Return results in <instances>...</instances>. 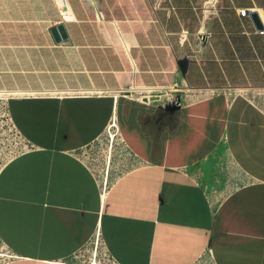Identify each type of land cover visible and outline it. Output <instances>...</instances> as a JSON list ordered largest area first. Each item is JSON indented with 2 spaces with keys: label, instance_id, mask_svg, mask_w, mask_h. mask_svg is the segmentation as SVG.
Instances as JSON below:
<instances>
[{
  "label": "crops",
  "instance_id": "crops-1",
  "mask_svg": "<svg viewBox=\"0 0 264 264\" xmlns=\"http://www.w3.org/2000/svg\"><path fill=\"white\" fill-rule=\"evenodd\" d=\"M58 1L0 0L27 144L0 164L2 264H69L96 230L116 264H264V35L239 16L264 0H66L63 24Z\"/></svg>",
  "mask_w": 264,
  "mask_h": 264
},
{
  "label": "built area",
  "instance_id": "built-area-1",
  "mask_svg": "<svg viewBox=\"0 0 264 264\" xmlns=\"http://www.w3.org/2000/svg\"><path fill=\"white\" fill-rule=\"evenodd\" d=\"M56 6L60 15V22L62 24L72 20V16L68 8V5L66 3V0H59L56 3ZM250 13H253V11L240 10L239 16L246 17ZM258 16L261 21L262 28L260 30H256V33L259 35H264V11L258 14ZM262 94H263L262 96L264 97V93ZM5 98L6 97L0 98V132H1L0 135L5 136L9 140H11L12 141L11 143H13L14 146H19L20 147L19 150H23L27 147V144H24L22 142L21 136L16 132L15 128L12 125L10 117L6 114L7 111L4 106ZM110 128L113 129V132L110 135V137L113 139V137L115 136V128H116L113 122L109 126V129ZM106 187H107V180H104L102 183L103 193L105 192ZM84 250H85V255H83L84 264H116L109 256V254L106 252L103 240L101 239L98 230H96L94 237L90 241L88 248L82 249L81 252ZM13 257L14 256L9 254L8 251L4 250V248L0 243V264L10 261L11 259H13Z\"/></svg>",
  "mask_w": 264,
  "mask_h": 264
},
{
  "label": "rangeland",
  "instance_id": "rangeland-1",
  "mask_svg": "<svg viewBox=\"0 0 264 264\" xmlns=\"http://www.w3.org/2000/svg\"><path fill=\"white\" fill-rule=\"evenodd\" d=\"M258 97H259L258 99H260L263 96L260 95ZM11 142L12 141L9 140L7 137L0 135V164L3 161L7 160L9 157L20 152V150H19L20 147L14 146V144ZM83 255H85V250L80 252L79 254H77L75 258H72L71 263H69V264H84L83 263ZM86 259H87V257H86Z\"/></svg>",
  "mask_w": 264,
  "mask_h": 264
},
{
  "label": "water",
  "instance_id": "water-1",
  "mask_svg": "<svg viewBox=\"0 0 264 264\" xmlns=\"http://www.w3.org/2000/svg\"><path fill=\"white\" fill-rule=\"evenodd\" d=\"M248 16H249L252 24L255 26L256 30H260L262 28V24H261V21L259 19L257 12L250 13ZM51 33H52V35H54V38L56 39V41H58L60 38L62 40H65L67 38L66 31H65V28L63 25H58V26L52 28ZM176 101L173 104L174 106L179 104V99ZM164 104L166 107H169L168 102H164Z\"/></svg>",
  "mask_w": 264,
  "mask_h": 264
},
{
  "label": "bare ground",
  "instance_id": "bare-ground-1",
  "mask_svg": "<svg viewBox=\"0 0 264 264\" xmlns=\"http://www.w3.org/2000/svg\"><path fill=\"white\" fill-rule=\"evenodd\" d=\"M116 126V125H115ZM108 132V131H107ZM111 140V139H110Z\"/></svg>",
  "mask_w": 264,
  "mask_h": 264
}]
</instances>
